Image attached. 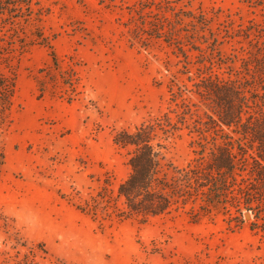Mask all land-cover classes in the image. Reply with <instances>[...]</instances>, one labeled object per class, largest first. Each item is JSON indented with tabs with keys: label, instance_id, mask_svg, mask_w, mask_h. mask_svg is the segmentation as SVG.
I'll list each match as a JSON object with an SVG mask.
<instances>
[{
	"label": "rangeland",
	"instance_id": "374dc122",
	"mask_svg": "<svg viewBox=\"0 0 264 264\" xmlns=\"http://www.w3.org/2000/svg\"><path fill=\"white\" fill-rule=\"evenodd\" d=\"M26 8L0 22V73L16 82L0 122V264H264V214L216 210L194 220L188 206L141 223L103 202L95 215L78 208L105 181L116 194L128 177L117 131L184 117L165 141L166 161L179 168L204 137L212 142L216 115L197 83L254 81L264 0H31ZM159 21L174 32L155 36Z\"/></svg>",
	"mask_w": 264,
	"mask_h": 264
},
{
	"label": "trees",
	"instance_id": "16d2710c",
	"mask_svg": "<svg viewBox=\"0 0 264 264\" xmlns=\"http://www.w3.org/2000/svg\"><path fill=\"white\" fill-rule=\"evenodd\" d=\"M30 6L31 0H0V22L17 17V12ZM165 27H168L165 22L160 21L151 26L157 37L174 32L172 25L167 30ZM35 35L46 41L42 33ZM3 41L0 38V65L6 59ZM51 54L54 66L58 67L55 53ZM263 59L256 66L254 81L224 80L209 75L197 83L199 95L212 103L216 118L210 117V125L216 137L212 142L204 137L205 142L199 143L198 156L193 162L179 168L166 161L165 141L181 129L179 124L185 122L184 117L174 122L166 113L162 118L143 122L134 131H117L115 144L128 150L131 168L128 177L119 184L116 194L105 181L97 197L78 208L95 215L103 202L114 206L120 220L134 218L141 223L172 215L188 206L194 220L216 210L232 212L234 218L243 217L244 212L255 217L263 215ZM40 84L39 89L44 92V85ZM15 92V78L0 73V122L10 110ZM1 166L0 160V173Z\"/></svg>",
	"mask_w": 264,
	"mask_h": 264
},
{
	"label": "water",
	"instance_id": "95a60500",
	"mask_svg": "<svg viewBox=\"0 0 264 264\" xmlns=\"http://www.w3.org/2000/svg\"><path fill=\"white\" fill-rule=\"evenodd\" d=\"M250 214L249 213H246V218H249Z\"/></svg>",
	"mask_w": 264,
	"mask_h": 264
}]
</instances>
